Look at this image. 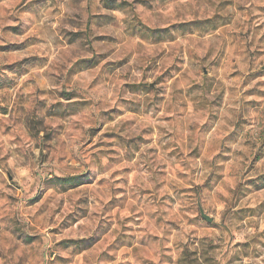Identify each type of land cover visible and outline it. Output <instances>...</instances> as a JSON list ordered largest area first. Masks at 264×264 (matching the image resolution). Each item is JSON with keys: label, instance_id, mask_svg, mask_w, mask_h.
I'll use <instances>...</instances> for the list:
<instances>
[{"label": "rangeland", "instance_id": "374dc122", "mask_svg": "<svg viewBox=\"0 0 264 264\" xmlns=\"http://www.w3.org/2000/svg\"><path fill=\"white\" fill-rule=\"evenodd\" d=\"M0 264H264V0H0Z\"/></svg>", "mask_w": 264, "mask_h": 264}, {"label": "water", "instance_id": "95a60500", "mask_svg": "<svg viewBox=\"0 0 264 264\" xmlns=\"http://www.w3.org/2000/svg\"><path fill=\"white\" fill-rule=\"evenodd\" d=\"M200 213H201V216L202 218L207 221L208 223H212L213 222V219L211 217H209L208 215H206L204 213V210L202 208H200Z\"/></svg>", "mask_w": 264, "mask_h": 264}]
</instances>
